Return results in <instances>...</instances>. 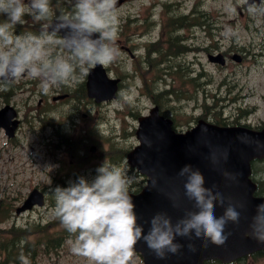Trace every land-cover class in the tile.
<instances>
[{"label": "clouds", "instance_id": "obj_1", "mask_svg": "<svg viewBox=\"0 0 264 264\" xmlns=\"http://www.w3.org/2000/svg\"><path fill=\"white\" fill-rule=\"evenodd\" d=\"M116 5L117 0H74L71 14H62L49 25L51 0H0V16L6 17L0 23V84L27 76L39 80L40 89L47 93L53 86L82 82L97 65L114 63L119 56L114 46ZM26 16L45 22V29L39 35H15L12 28L23 25ZM57 47L62 51L53 54ZM228 158L227 150L222 158L216 152L210 156L226 181L238 183V173L221 167ZM95 171L91 180L81 176L68 187L51 189L53 214L72 237L67 241L70 251L88 264H135L141 241L159 260L181 254L185 245L178 238L188 241L190 252L197 251L196 241L203 248L222 247L232 235L228 226L239 227L242 218L248 221L246 235L264 245V203L256 205L249 220L244 215L246 202L226 200L220 191L206 187L204 175L190 164L178 173L183 194L169 196L173 208L183 209V216L174 222L167 212H158L145 221L147 232L139 222L130 195L132 180L124 169L104 161ZM184 200L191 208L185 207ZM217 205L224 209L219 217Z\"/></svg>", "mask_w": 264, "mask_h": 264}, {"label": "rangeland", "instance_id": "obj_2", "mask_svg": "<svg viewBox=\"0 0 264 264\" xmlns=\"http://www.w3.org/2000/svg\"><path fill=\"white\" fill-rule=\"evenodd\" d=\"M72 1L74 2V0ZM168 1L179 3L178 15L188 13L199 2V10L207 14V23L211 26L210 30L214 37L210 38L205 30L198 28L194 32L197 36L195 45L204 49L207 47L219 49L215 50L216 52L231 51L224 67L210 63L207 51L191 53L182 59L177 58L178 62L187 61L191 69L196 70V73L204 74L200 82L205 83L203 85L208 87L209 92L215 93L217 87L222 83L232 84L235 89L233 96L240 103H232L228 100L229 94L223 91L224 86L216 100L208 99L216 107L214 116L221 115L227 122H231L239 113V117H244V122L251 126L264 124V1L260 6H247V0H117L118 29L114 46L118 50L119 56L114 63L106 67L110 68L112 76H124V86L120 92L121 99L98 105L93 103L74 104L70 100L66 102L54 101L53 97L61 94L60 85L53 86L45 93L40 89L39 80L25 76L14 81L24 85L20 90L17 89L16 93H18H15V96L10 97V103L18 109L21 119L25 116L31 119L33 131L31 130V132L25 124H22L17 138L12 143L5 131L0 128V195L14 196L21 202L28 195L32 186L38 185L45 187L49 201L43 208H37L19 217L12 216L10 223L4 216H1L0 237L4 228L12 226L11 222L24 227L29 224H44L53 220L54 207L49 206L50 201L54 203L51 189L62 183L60 182L62 179L65 180V187L69 186V182H74L81 176L91 180L96 175L94 166L97 164L100 166L104 160L99 154L95 153L96 155H94L93 153L91 157L85 158L88 159L89 165L77 176L66 178L63 174L65 170L62 171V174L60 173V176L56 175L61 164L66 169L69 168V163L76 162L78 159L69 158L68 154H65L66 150L55 151L53 147L42 144L49 141L52 133L51 130L42 129L38 118L39 110L47 107V103L55 105V114L50 113L55 119L67 115L73 118V135L75 136H79L80 132L84 130L86 133L97 131L99 134L112 137L119 142L121 147L130 148L137 144L133 132L138 122L132 113L146 114L151 105L146 98H142L138 103V96L141 95V81L135 76L132 64L137 57L143 56L145 52L143 45L151 38L155 39L159 32V26H153L151 32L153 35H149L150 32H147L142 26L144 19L149 16V13H152V20L161 23L162 8L157 3ZM154 3L157 6L152 9ZM127 18L134 22L131 24V30L123 35L120 33L123 30L120 25ZM135 25L140 27L138 31L134 32ZM127 35L129 36L128 40ZM213 42H217V46H210ZM61 51L57 47L53 49V54ZM236 53L243 57L241 63H236L232 59ZM63 54L68 55L66 50L63 51ZM126 74H133V77L130 78ZM78 84L65 85L72 91ZM2 87L3 85L0 84V92ZM158 87L159 90L163 88L162 85H158ZM219 95L222 98L225 97V100L221 101ZM207 102L203 103L199 100L198 105ZM4 103V99L0 96V106L2 107ZM183 105V108H179L184 114L183 121L188 116L199 117L202 114H206L209 120L212 119L211 112L206 111L203 105L199 108L196 107L195 110L193 101L189 104L183 102ZM129 106L135 108L128 109ZM246 107H249L250 111L245 113ZM238 108L239 111H237ZM69 125L71 124L69 123ZM104 142L106 149L108 141ZM259 167H262V164H259ZM122 168L132 180L130 188L135 189L143 178L131 170L127 164ZM31 264H88V262L86 259L72 254L70 245L67 243L58 254L52 253V256H46L40 252L35 263L32 261ZM135 264H143L138 254L135 257ZM239 264H264V259L251 257Z\"/></svg>", "mask_w": 264, "mask_h": 264}, {"label": "water", "instance_id": "obj_3", "mask_svg": "<svg viewBox=\"0 0 264 264\" xmlns=\"http://www.w3.org/2000/svg\"><path fill=\"white\" fill-rule=\"evenodd\" d=\"M254 1L259 2L249 0V3ZM211 59L221 61L220 56ZM117 84L118 80L109 78L103 66L97 65L90 69L87 80L88 95L96 102L111 100L116 96ZM5 114L8 115L6 122L3 119ZM14 116L15 112L9 106L1 110L0 126L7 124L9 126L10 119ZM16 126L17 122H13V127L8 131L11 135ZM136 134L140 145L128 154V160L149 179L147 186L140 193L130 195L145 232L148 229L145 221L150 220L158 212H167L174 222L183 216V209L173 208L169 196L176 192L183 194V182L178 178V173L189 164L204 175L206 187L220 191L226 200L232 198L235 201L246 202L248 208L244 215L249 220L254 215L256 205L262 203L253 197L255 185L250 180V163L255 158L264 157V129L254 131L245 127H219L200 121L192 130L178 134L172 130V122L160 116L158 109L155 108L150 116L139 118ZM225 150L229 158L226 163L222 161L221 167L229 172L238 173V183L226 181L222 172L211 163L210 156L213 152L222 158ZM35 204L40 206L44 204L43 193L37 189L29 195L17 212L20 213ZM184 205L191 208V203L187 200H184ZM223 211L224 209L217 205V217L221 216ZM247 223L248 221L242 218L239 227L229 225L227 231L232 235L222 247L210 245L203 248L200 247V242L196 241L197 251L190 252L186 247L188 241L178 238L177 242L184 244L185 248L181 254L170 256L166 260L157 259L148 251L143 241L137 244L136 252H140L145 264H204V261L212 259L228 263L264 249V245L246 235Z\"/></svg>", "mask_w": 264, "mask_h": 264}, {"label": "trees", "instance_id": "obj_4", "mask_svg": "<svg viewBox=\"0 0 264 264\" xmlns=\"http://www.w3.org/2000/svg\"><path fill=\"white\" fill-rule=\"evenodd\" d=\"M63 12V9L57 6V15L62 14ZM196 17L201 25L207 23L205 14L200 13V15ZM190 19L191 16L184 15L180 17H171V19L168 21V25L176 23H182L184 25L191 24L193 21H190ZM5 20L6 17L0 16V23L5 22ZM183 53H186L185 48H183ZM184 81L188 82L190 79L185 77ZM90 141L91 139H89L88 142ZM67 147L71 148V143H68ZM98 148L99 151H105L100 146V144H98ZM106 151V157H110L109 159L111 161H120L127 152V150L121 147L117 142H110ZM77 153L78 151L74 152L73 150V152H71V156L76 157ZM51 226L55 229L54 236H51L48 233ZM2 233H5V231ZM31 234L32 231L30 230H16V228L8 230L0 239V264H24L25 261L31 263L37 258L40 252H43L44 254H58V251L63 247V245H65L69 239H72L70 234L63 228L62 224L57 218L50 225L41 227L36 238L31 239ZM65 235L67 236L64 237Z\"/></svg>", "mask_w": 264, "mask_h": 264}, {"label": "flooded vegetation", "instance_id": "obj_5", "mask_svg": "<svg viewBox=\"0 0 264 264\" xmlns=\"http://www.w3.org/2000/svg\"><path fill=\"white\" fill-rule=\"evenodd\" d=\"M255 180L258 185V195L264 198V169L260 170L257 174H255Z\"/></svg>", "mask_w": 264, "mask_h": 264}, {"label": "bare ground", "instance_id": "obj_6", "mask_svg": "<svg viewBox=\"0 0 264 264\" xmlns=\"http://www.w3.org/2000/svg\"><path fill=\"white\" fill-rule=\"evenodd\" d=\"M173 60H174V57L169 58V61H170V62L173 61ZM182 68H185V66L183 65Z\"/></svg>", "mask_w": 264, "mask_h": 264}]
</instances>
